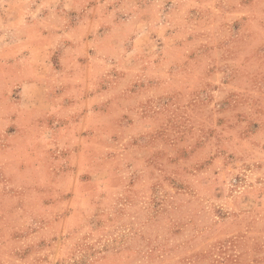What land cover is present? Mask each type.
<instances>
[{
  "label": "rangeland",
  "instance_id": "obj_1",
  "mask_svg": "<svg viewBox=\"0 0 264 264\" xmlns=\"http://www.w3.org/2000/svg\"><path fill=\"white\" fill-rule=\"evenodd\" d=\"M0 264H264V0H0Z\"/></svg>",
  "mask_w": 264,
  "mask_h": 264
}]
</instances>
